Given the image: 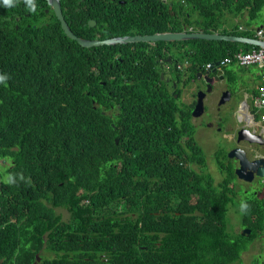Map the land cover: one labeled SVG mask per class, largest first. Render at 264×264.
Wrapping results in <instances>:
<instances>
[{"label":"trees","instance_id":"trees-1","mask_svg":"<svg viewBox=\"0 0 264 264\" xmlns=\"http://www.w3.org/2000/svg\"><path fill=\"white\" fill-rule=\"evenodd\" d=\"M61 3L69 6L64 13L76 34L101 39L191 26L254 36L234 19L247 12L250 22L264 12V0ZM35 5L33 12L25 0L12 7L0 0V75L7 77L0 83V156L12 159L11 167L0 166L7 173L0 172V264H34L37 255L36 264L229 262L234 163L217 149L210 165L192 122L196 100L178 103L183 75L169 73L185 70L187 60L188 83L239 43L195 39L86 48L64 33L53 10L45 13L46 0ZM91 17L98 25L83 26ZM228 22L236 30L225 29ZM159 55L172 57L173 66L160 69ZM48 134L59 159L53 146L32 141ZM193 161L198 169L189 165ZM58 208L69 211V220ZM165 224L169 233L158 236Z\"/></svg>","mask_w":264,"mask_h":264},{"label":"flooded vegetation","instance_id":"flooded-vegetation-1","mask_svg":"<svg viewBox=\"0 0 264 264\" xmlns=\"http://www.w3.org/2000/svg\"><path fill=\"white\" fill-rule=\"evenodd\" d=\"M89 1H90V4L95 3V0H89ZM97 1H103V0H97ZM112 1H116V0H112ZM78 2L80 3L81 0H78ZM94 9L96 12L94 13L98 15L99 19L100 18L103 19L104 13L100 11L99 8L96 6H94ZM44 10L46 14L50 15V11L52 9L48 4V7L44 8ZM64 10L68 12L69 6L65 5ZM76 10L80 11V8L77 7ZM84 11H85L86 16L90 15L91 5L85 6ZM110 13L111 12H109V14ZM30 14H31L30 12L25 13L26 16H29ZM66 15L69 17L68 14ZM22 19L23 18L21 16H16V20H22ZM46 19L47 17L43 16L39 18V22L42 23ZM90 19L96 20L94 27L98 25L99 19L91 17L87 20V22L82 23L83 26H86L88 28H93V26H90L88 23ZM68 22L70 24L71 20H69ZM16 27H18V25H16ZM126 35H134V34H126ZM86 36L87 35L81 36V37L88 38V39H101L98 37L91 38V37H86ZM108 38H112V37H108ZM158 58H160L159 66H158L160 67V69L166 68L170 66V64L172 65V57L168 56V57L163 58L159 55ZM184 68L185 70L174 69V72L170 73V75L177 76V75H180V73L181 75H184L187 70V65H185ZM169 69L170 68H167L166 70H169ZM163 73L164 72L162 71V74ZM162 74H161V77H162ZM162 79H164V77ZM196 79L198 78L196 77L192 78L191 81L194 82ZM201 79H204V77H201ZM165 80L169 82V78H166ZM205 82L207 83L206 80ZM213 83H214L213 86H215V84L219 86L223 84L224 81L221 80L219 82H213ZM171 84L174 88H176L177 83L175 80L172 81ZM206 89H207V86H206ZM227 89L228 88L221 87V90H220L221 96L224 94V92ZM243 98L245 99L246 106L249 107L250 102H251V94L249 95V97H246L243 95L239 96L236 101V105L234 109L230 111L229 116L231 115L232 120L228 122L229 124L228 129L233 134L232 136L233 142H232V147L228 148L224 156L225 158H227L226 160L227 163H230V162L234 163L233 167H234L235 178L232 182H230L232 183L230 194L235 195L236 198L238 197L237 196L238 186L236 182H245L247 184V186L243 189V192L249 195L248 197L244 199L246 200V204L248 206L246 210V213L248 214L246 218H243V221L237 218L238 220L237 224L235 223V225L232 227V235L230 238L231 244L228 247L229 258L232 257V259L225 264H264V174L262 175L260 173V171H264V138L260 139L258 142L254 141L245 131V128H248L247 126H249L253 122L250 120V117L247 114L244 117L243 116L241 118L238 117V114L240 112L239 106ZM192 122L196 128V136H198L199 131L202 127L201 128L199 127V124L196 121V117L192 119ZM261 130L264 132V129H261ZM180 141L182 143H186V138L181 137ZM190 147L195 149V144H192ZM234 148H238L242 151L243 161L247 164V168L252 169V172H253L252 180L247 181L238 176L237 169L242 164L241 159L236 160L235 158H229V153ZM189 165L194 168L198 167L197 166L198 163L195 161L190 162ZM244 173L248 174V171L245 170ZM221 177H223V171L221 172ZM195 200L196 199H194V201ZM188 213L190 215L194 214L192 211H189V210H188ZM196 214H201V212L196 211ZM169 231H170V226L168 224L159 226L158 236L164 237L165 235L169 233ZM240 234L242 235V237L239 236ZM213 257H214L213 255L211 254L209 255L210 259H213Z\"/></svg>","mask_w":264,"mask_h":264},{"label":"rangeland","instance_id":"rangeland-1","mask_svg":"<svg viewBox=\"0 0 264 264\" xmlns=\"http://www.w3.org/2000/svg\"><path fill=\"white\" fill-rule=\"evenodd\" d=\"M248 13H246L247 15ZM264 24V12L262 13L261 19H256L253 21V26L257 27ZM248 47L247 44L239 43V48L245 49ZM226 77L234 76V79L227 80L220 87L228 88L232 95L224 103H220L221 95L217 89V84L212 88L211 92H208L207 98L205 100L206 110L203 115L196 117V121L201 128L197 136L198 141L205 150L207 160H209L210 165L213 163L214 152L222 148L224 152L229 145L230 134L226 130V125L229 120L230 111H232L236 105V101L239 96L249 97L250 93L257 89L259 70L256 66H251L249 68L239 66L235 63L228 64L224 68ZM170 74V73H169ZM171 76V75H170ZM188 89L182 90L180 96H175L178 103H193L197 99V94L201 90H205L207 83L204 79H196L194 82L189 81ZM173 87V86H172ZM219 88V87H218ZM195 105L192 108V112ZM195 117L192 115V119ZM5 161H0L1 163H9L8 159ZM196 162V161H195ZM198 166V165H197ZM0 172L5 176L7 173L4 169ZM238 186V197L231 203L229 216L231 220L237 224L238 220L235 218V213H245L241 211V204L244 199L249 195L243 192V189L247 186L245 182H236ZM58 211L63 214L65 220H69L70 213L65 208H58ZM239 219H241L239 217Z\"/></svg>","mask_w":264,"mask_h":264},{"label":"water","instance_id":"water-1","mask_svg":"<svg viewBox=\"0 0 264 264\" xmlns=\"http://www.w3.org/2000/svg\"><path fill=\"white\" fill-rule=\"evenodd\" d=\"M51 9L54 11L55 15L59 19L61 23V27L64 31V33L71 39L76 40L81 46L90 48L94 46H102V45H114V44H126V43H138V42H157V41H184V40H195V39H205V40H225L230 42H240V43H247L251 45H261L264 46V40H259L256 38H251L247 36H239V35H232V34H223L220 32H204L203 30H184V31H163V32H155L152 34H134V35H121V36H114L112 38H106V39H88L81 37L77 35L71 28L69 22L66 20L65 14H64V8L62 6L61 0H46ZM89 25L93 26L96 23L95 19L89 20ZM217 65L220 64L219 60L215 62ZM210 69L206 70V75L204 76L206 81L209 82L208 85V92L212 90L211 83L214 80H219V76H211L210 75ZM203 76L202 73L198 74V78H201ZM164 77V74H162V78ZM207 92L206 91H199L197 94V99L195 103V107L193 109L192 115L194 117H199L203 115L205 112V98H206ZM230 98V92H224V94L221 97L220 103H224L227 99ZM245 108V103H240V109ZM251 138L254 141H259L261 139L260 135H253ZM118 142V139L116 140ZM240 150L238 149V152ZM237 154V150H234L231 155ZM239 154H242V152H239ZM242 164L239 169H237V174L239 177L246 179V180H252L253 179V172L252 169L247 168V164L242 160ZM247 170V173H244V171ZM261 172V171H260ZM41 260V256L37 255V259L34 262L36 264Z\"/></svg>","mask_w":264,"mask_h":264},{"label":"clouds","instance_id":"clouds-1","mask_svg":"<svg viewBox=\"0 0 264 264\" xmlns=\"http://www.w3.org/2000/svg\"><path fill=\"white\" fill-rule=\"evenodd\" d=\"M2 3L4 6L6 7H12L13 4H14V0H2ZM25 4L28 6L29 10L35 12L36 10V5H35V0H25ZM240 29H243L244 28L242 26L239 27ZM262 28H264V25L263 26H260L256 29L255 31V35L254 36H248V35H239V36H247V37H251V38H256V39H259V40H264V37H260L258 35V31L261 30ZM186 30H201V29H198V28H195L194 26H191L189 27L188 29ZM220 30V29H219ZM213 31H216V32H219L217 30H213ZM211 31V32H213ZM250 31L251 33L252 30H248ZM205 32V31H204ZM220 33H223V34H228V33H224L223 31L220 32ZM230 34V33H229ZM254 34V33H253ZM232 35H237V34H232ZM230 42V41H229ZM237 43H240V42H237ZM244 44H247V43H244ZM248 47H246L245 49H241V48H238V50H236L232 55H228L227 57L219 60L220 64L217 65L215 62L216 61H212V62H209V63H206L204 65V71H200L199 73H202L204 76L206 75V70L210 69V71H213V72H210V75L211 76H215V75H218L220 78L219 80H214L213 82H219L221 80H223L224 78L227 79V80H231L230 79V76L226 77V73L224 72V68L228 65V64H232V63H235L239 66H242V67H246V68H249L251 66H256L258 69H259V77H258V85H257V89L255 91H253L251 94V102H250V105L249 107L246 106L245 104V108L242 110L240 109V106H239V114H238V117L241 118L242 116L244 117L246 114L250 117V120L253 122L252 124H250L249 126H247L248 128H245V131L247 132V134L251 137L253 135H260L261 136V139L264 138V132L261 130V129H264V107L262 106V103L263 101L261 100H257V97L260 95V91H259V87L261 85V74H262V68L256 64V63H252V64H249V65H242L240 64L239 62H237L235 60V55L237 53H247V52H250L252 51L253 49H259V48H264V46H261V45H251V44H247ZM254 46V47H253ZM94 47H97V46H94ZM92 48V47H90ZM226 58H231V62H226V63H222ZM218 61V60H217ZM185 65L188 66L189 62L186 60L185 62ZM198 73V74H199ZM186 74V73H185ZM184 74V75H185ZM183 75V78H181V82H179L180 86L182 87V90L184 91L188 89V84L185 82V77ZM202 76V77H204ZM197 78H198V75H197ZM6 79L7 77L4 76V75H0V83H4L6 82ZM198 79H201V78H198ZM205 79V77H204ZM206 80V79H205ZM191 81V80H190ZM211 83L212 85V88L214 87L213 84L214 83ZM225 82V81H224ZM177 83V82H176ZM208 85H209V82H207ZM208 85H207V89L203 90V91H206L207 92V95H208ZM178 86V83L176 85V88ZM219 87V88H218ZM217 89L218 91L220 92L221 90V87L220 86H217ZM212 91V90H211ZM210 91V92H211ZM229 91L230 92V96L232 95V92L227 89L225 92ZM207 95H206V98H207ZM221 95V94H220ZM175 96L178 97V95L176 94ZM222 97V96H221ZM205 98V100H206ZM241 102H244L245 103V99L243 98L241 100ZM196 103V102H195ZM195 105V104H194ZM205 110H206V104H205ZM35 112H30L29 115L31 114H34ZM232 120V117L231 115L229 116V120L228 122H230ZM227 122V125H226V130L229 132V134L231 135L230 138H229V145L228 147L226 148V151L224 152V150L222 148H219L218 151H221V159L226 161L227 158H225L224 154L227 152L228 148L232 147V142H233V139H232V132L228 129V124ZM263 124V126H262ZM32 141L36 142V143H39V144H46V145H49V146H53L55 149H56V156L57 158L59 159V156H58V153H57V148H56V145H55V142H54V137L51 135V134H48V135H44V136H41V137H38V138H35V139H32ZM234 150H237V154H234V155H231V153L234 151ZM240 150V149H239ZM217 151V152H218ZM239 152H242L241 150ZM238 152V148H234L233 150L230 151L229 153V158H235L236 160L238 159H241V161L243 160V153L242 154H239ZM215 153V152H214ZM228 158V159H229ZM4 159H8L9 160V163H1L0 162V166L2 167H11L12 166V159L6 155V156H0V161H5ZM242 163V162H241ZM240 168V167H239ZM238 168V169H239ZM61 170V169H60ZM262 175L264 174V171H261L260 172ZM241 178V177H240ZM246 180V179H245ZM249 181V180H247ZM218 182V181H217ZM216 182V183H217ZM247 205L246 204H241V211H246L247 210ZM237 213V212H236ZM235 213V214H236Z\"/></svg>","mask_w":264,"mask_h":264},{"label":"built area","instance_id":"built-area-1","mask_svg":"<svg viewBox=\"0 0 264 264\" xmlns=\"http://www.w3.org/2000/svg\"><path fill=\"white\" fill-rule=\"evenodd\" d=\"M258 35L264 37V28L259 30ZM231 58H226L222 63L231 62ZM235 60L242 65H249L252 63L258 64L262 68L261 74V85L259 87L260 95L257 97V100L263 101L262 106L264 107V48L253 49L247 53H237L235 55Z\"/></svg>","mask_w":264,"mask_h":264},{"label":"crops","instance_id":"crops-1","mask_svg":"<svg viewBox=\"0 0 264 264\" xmlns=\"http://www.w3.org/2000/svg\"><path fill=\"white\" fill-rule=\"evenodd\" d=\"M247 13V12H246ZM246 13L240 17H236L234 20L236 23H238L240 26H242L244 28V30H252V32L254 33L255 35V31L258 27L260 26H263L264 24H260L259 26L257 27H254L253 26V21H246V19L248 18V15H246ZM256 20V19H255ZM225 29H227L229 32L232 31V30H236V24L234 22H228L226 25H225ZM219 32H222L224 31L223 28H220V30H217ZM250 32V31H249ZM258 69V68H257ZM259 70V69H258Z\"/></svg>","mask_w":264,"mask_h":264},{"label":"bare ground","instance_id":"bare-ground-1","mask_svg":"<svg viewBox=\"0 0 264 264\" xmlns=\"http://www.w3.org/2000/svg\"><path fill=\"white\" fill-rule=\"evenodd\" d=\"M259 182V181H258Z\"/></svg>","mask_w":264,"mask_h":264}]
</instances>
